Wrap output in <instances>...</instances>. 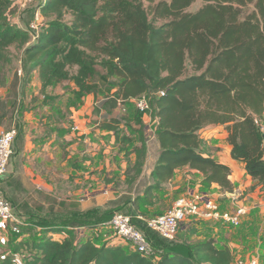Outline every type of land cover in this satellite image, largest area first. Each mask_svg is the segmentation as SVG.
Instances as JSON below:
<instances>
[{"label": "trees", "instance_id": "trees-1", "mask_svg": "<svg viewBox=\"0 0 264 264\" xmlns=\"http://www.w3.org/2000/svg\"><path fill=\"white\" fill-rule=\"evenodd\" d=\"M204 1L199 10L189 12L195 0H41L37 10L45 23L32 33L6 21L11 0H0V60L9 47L19 48L29 71H38L45 103L56 99L46 90L65 80L76 85L70 106L78 103V108L84 97L95 96L89 84L98 65L117 78L113 108L154 94L151 107L158 117L155 134L161 153L151 173L153 183L130 201L135 215L121 211L132 215L154 246L155 240L164 239L147 227L146 210L160 203L154 191L162 190L176 169L189 166L203 174L205 187L217 183L223 190H234L231 167L207 152V141L199 134L203 128L226 127L232 158L244 162L264 190V134L259 125L264 118V0ZM5 84L0 73V87ZM24 111L21 107L19 112ZM111 120L101 128L114 131L119 142L121 118ZM141 141L134 148L137 160L127 175L142 173L147 145L143 136ZM124 147L120 149L129 150ZM89 211L95 212L59 215L53 210L27 218V227L36 222L40 228L38 239H12L11 249L23 254L22 264L232 263V250L216 247L212 238L183 245L184 252L164 246L158 261L122 245L100 246L90 238L77 237L76 230L104 226L114 214L106 210L96 218L83 219ZM48 232L63 238L50 237ZM0 264L17 263L13 254L3 253Z\"/></svg>", "mask_w": 264, "mask_h": 264}, {"label": "crops", "instance_id": "crops-1", "mask_svg": "<svg viewBox=\"0 0 264 264\" xmlns=\"http://www.w3.org/2000/svg\"><path fill=\"white\" fill-rule=\"evenodd\" d=\"M41 97V102L33 104L23 112L18 128L20 132L15 143V154L2 180L3 191L7 199L14 204L18 214L26 219L32 216L37 218L46 215L52 210H58L52 208L50 199L58 191L57 177L63 171L65 154L62 144L66 143L65 140L71 142V154H75L74 157L79 159L75 160V164L72 166L73 169H77L76 175L80 177L82 173L88 180H93V182L89 183L90 187L97 186V183H95L97 176L105 177L107 174L111 176L114 173L126 174L129 166H133L137 160V153L134 148L142 145V142L135 141L134 148L128 151L118 150L120 146H118L116 135L113 134V131H108L100 126L95 128L97 120H95L92 106L94 94L84 97L83 103L78 110L74 107L72 108L73 114L69 123L70 131H65L67 124L61 118L62 106L59 105L58 100H50L45 103V96L42 95ZM145 117L142 119L145 120ZM132 123L135 125V122L132 121ZM155 124L157 127V116ZM75 126L78 129H74ZM1 131H3L2 128H0ZM110 134L113 136L110 138L105 137ZM199 134L201 138L207 141V152L214 159L231 167L229 179L234 185V190H223L217 183H213L210 187H205L202 184L204 176L200 171L191 169L189 166H183L176 169L174 177L164 185L162 190H155L154 193L161 198L163 190L169 191L172 196H178L185 190L187 192L183 196L193 192H203L216 199L220 204L221 210H232L245 206L247 213L243 215L242 222L238 226L226 224L223 221L198 220L188 226H183L184 229L182 228L183 231L193 228L196 231L194 237L200 238V242L211 238L214 239V244L218 248L230 247L231 245L240 246L230 229L243 226L240 232V239H248L250 231L255 228V225L258 222L264 223V190L248 174L245 163L232 158L231 146L227 140L228 131L224 125L207 126ZM83 140L86 145L83 151H79L80 142ZM146 141V143L151 142L156 148L150 152L148 150L149 144H147L149 152L147 151L145 165L141 173L146 176V184L140 194H143L146 187L153 183L151 173L161 153L156 134L149 140L146 139ZM114 147L115 152H112ZM65 163L67 164L66 161ZM78 170H82V172L80 173ZM98 184L97 189L87 190L93 192V194L94 192L98 193L87 196L86 199L82 200L83 206H80L82 207L81 210L85 211L109 202L110 196L108 193L111 184L103 185L101 182ZM231 194L238 199L235 201ZM28 235L23 230V234L17 236L0 224V247L5 248L3 253L13 254L18 257L21 252H15L11 249V240H27ZM104 237V242H106L108 238ZM62 238L60 235L58 239ZM177 239L183 242V238ZM105 244L113 246L116 243L110 241ZM128 247L131 248L130 246ZM162 251L164 252L163 249ZM238 258L245 257L234 256L233 253L231 264H234Z\"/></svg>", "mask_w": 264, "mask_h": 264}, {"label": "rangeland", "instance_id": "rangeland-1", "mask_svg": "<svg viewBox=\"0 0 264 264\" xmlns=\"http://www.w3.org/2000/svg\"><path fill=\"white\" fill-rule=\"evenodd\" d=\"M40 1L41 0H35L34 2L28 4L25 8L17 5L13 6L11 2L4 14L6 21L12 26L31 30L30 23L34 17V12L37 11V7L40 4ZM204 4V0H195V2L187 9V11L196 12ZM250 9L251 7L247 8V10ZM65 19L67 21H70L71 17L67 15ZM96 68V74L89 84L91 89L95 92V97L92 102L96 118L95 120H97L95 128H98L99 126L101 127L102 124L106 121H113L111 119L115 117L117 119L121 118V120H119V122L121 123V129L118 135V140L120 142H118V146H120V148L123 146H125L124 148L128 149L134 148L135 141L142 142L141 136L149 140L155 134L156 109L153 108L152 111L149 112L145 117V120H138L139 118L141 119V115H139V113L137 112L134 103H126L122 105L118 104L117 107L113 108L112 104L116 91L114 89V85L117 82V78L110 75L108 73V69H105L102 65H98V67ZM0 73H2L6 78V84L0 87V100L4 103L0 105V128H2L3 130H9L14 126L19 128V124L23 117V113L19 112L20 108L23 107V109L26 110L29 109L33 104L41 102L40 100L42 99L41 96L43 95V93L41 92V81L38 71L30 72L29 67L24 64L23 52L16 46H11L5 51L4 57L0 60ZM71 73H76V67H73L71 69ZM54 85V87H49L46 92L49 95L55 96L58 100L57 102H59V105L62 106L61 118L62 120H64V123L67 124V128L65 129V131H70L69 123L73 114L72 108H76L78 106V103L74 106L69 105L70 102L75 100V94L73 93V90L76 89V85L73 81L70 80L58 82ZM150 96L152 98L154 94H151ZM72 98H74V100ZM78 108L76 109L78 110ZM132 121L135 122V125L133 123L131 124ZM113 134H115L114 131ZM64 135H66V133H64ZM112 136L113 135L110 134L106 135L105 137L110 138ZM127 140H132V142L128 143ZM65 142L66 143L62 144V147L65 154L64 160L67 162V164L64 161V165L62 167L63 171L57 177L58 191L53 197L54 199H50L52 208L58 209L56 212L59 215H65V213L71 214L73 212H84V210H81L82 207H80L83 206L82 200L86 199L87 196L98 193L94 192L93 194V192L87 190L97 189L99 185L98 183L101 182L103 183V185L111 184V188L108 193L110 196V200L109 202L105 203V205L88 209H94L95 212L92 213L89 211L90 214L88 216H81L83 217V219L92 216L93 218H96L106 210L113 212V214L116 211H124L131 212L135 215L134 210H130V201H132L138 194L143 192V186H145L146 184V176L143 174H138L135 171H132L130 175L124 173H114L109 176V174H107L105 177L97 176V178L95 179V183H97V186L90 187L89 183L93 182V180H88L86 176L81 173L82 170H78L81 173L80 177L76 175L77 169H73L72 166L73 164H75V160L79 159H76V157H74L75 154H71V142H68L66 140ZM147 144H149L148 150L150 152L156 148L155 145L153 146L151 142L146 143V145ZM85 145L86 142L84 140L81 141L78 148L79 151H83ZM115 147L113 148L112 152H115ZM129 178H131L130 181ZM2 182L3 181H1V187L3 184ZM162 192L163 193H161L162 197L160 198V203L151 208H147V217H151L153 215H161L167 212L171 208L175 199L183 196L187 192V190H185L178 196H172V194H170V192L167 190H163ZM167 193H169V195H167ZM4 195L6 196L5 192ZM88 210H85V212H87ZM39 219L40 218H38V220ZM59 219H62V217L60 216ZM109 220L110 218L108 219V221ZM35 224L36 222H34L32 226L30 225L29 227H23L24 233L29 234L27 237L29 239V242H33V240L36 238L38 239L40 235V228H37ZM242 227L243 226L230 229L234 234L235 240L239 243L240 246L231 245V248H229L234 253V256L245 258L257 257L260 259L261 264H264V223L258 222L255 225V228L250 231L248 239H240V232L242 230ZM183 229H181L179 235L177 236V238H183V242L178 241L177 238L173 241H164L161 239L155 240V249L158 255L163 254L161 250L165 248L164 246L167 247V250L184 252L185 250L184 247H182L183 245H193L200 242V238L194 237L196 231H194L193 228L184 231ZM76 232L77 237L90 238L100 246L112 241L116 243L114 245H122L127 250L132 251V249L128 247L129 245L126 242L118 240L116 234L112 230L108 229L106 225L102 226V224H97L94 227H81L78 228ZM104 236L108 238L106 242H104ZM4 249L5 248L0 247V255L3 254ZM14 258L17 259L16 261L23 263L22 253L18 257L14 256Z\"/></svg>", "mask_w": 264, "mask_h": 264}, {"label": "built area", "instance_id": "built-area-1", "mask_svg": "<svg viewBox=\"0 0 264 264\" xmlns=\"http://www.w3.org/2000/svg\"><path fill=\"white\" fill-rule=\"evenodd\" d=\"M34 1L11 0L13 6L17 5L23 8ZM44 23L45 19L43 15L40 10H37L30 23L32 33H38ZM159 94L164 96L165 92L161 91ZM132 102L136 110L143 116H147L152 110L151 97L147 95L137 97ZM259 125L264 134V118L259 120ZM74 129H78V127L75 126ZM18 132L19 130L16 126L0 132V224L12 233L22 235L23 227L29 225L27 219L18 214L14 204L6 198L1 187V181L7 173L8 166L15 154V141ZM231 197L235 201L238 199L234 195ZM246 213L245 206L232 210H221L220 204L211 195L203 192H193L178 198L164 214L152 216L145 219V221L147 227L158 234V236L166 241H173L177 238L183 226H188L195 221H223L226 224L238 226L241 224L242 217ZM105 225L116 234L118 240L126 242L133 251H137L154 261L160 259L161 255H158L155 246L145 231L133 222L132 215L116 211ZM47 235L57 239L60 238V235L56 232H48ZM16 260L17 264H22ZM234 264H261V262L257 257H250L238 258Z\"/></svg>", "mask_w": 264, "mask_h": 264}]
</instances>
